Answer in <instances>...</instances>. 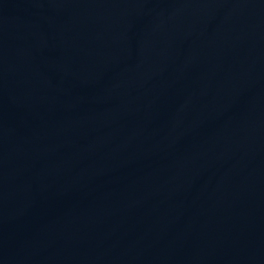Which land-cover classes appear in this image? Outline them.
I'll return each mask as SVG.
<instances>
[{"label": "water", "instance_id": "water-1", "mask_svg": "<svg viewBox=\"0 0 264 264\" xmlns=\"http://www.w3.org/2000/svg\"><path fill=\"white\" fill-rule=\"evenodd\" d=\"M0 264H264V0H0Z\"/></svg>", "mask_w": 264, "mask_h": 264}]
</instances>
